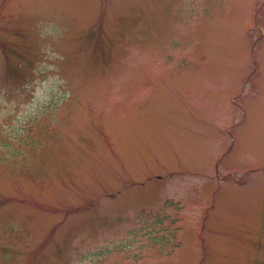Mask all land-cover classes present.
I'll return each instance as SVG.
<instances>
[{
	"label": "rangeland",
	"instance_id": "obj_1",
	"mask_svg": "<svg viewBox=\"0 0 264 264\" xmlns=\"http://www.w3.org/2000/svg\"><path fill=\"white\" fill-rule=\"evenodd\" d=\"M0 264H264V0H0Z\"/></svg>",
	"mask_w": 264,
	"mask_h": 264
}]
</instances>
